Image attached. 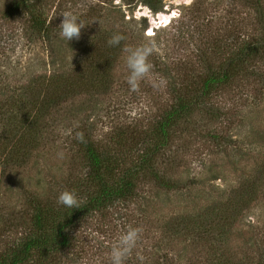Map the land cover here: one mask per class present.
<instances>
[{
  "label": "rangeland",
  "instance_id": "rangeland-1",
  "mask_svg": "<svg viewBox=\"0 0 264 264\" xmlns=\"http://www.w3.org/2000/svg\"><path fill=\"white\" fill-rule=\"evenodd\" d=\"M13 1L0 0V89L5 78L10 91L15 85H26L32 76L43 75L47 81L53 71L51 63L57 62L56 53L62 56L64 76L77 85L80 81L86 89L72 102L81 112L79 120H73L69 129L54 131L55 121H49L41 148L28 163L1 175L0 250L9 245L8 241L13 239L14 243L20 238V233L2 232V228L9 221H28L29 202L63 204L84 179L87 168L74 144V129L87 122L93 140L103 149L118 152L120 142V147H130L131 154L136 152L141 132L151 129L175 105L176 95L195 93L206 75L225 70L229 59L264 26V0H43V19L50 23L52 38L56 37L52 50L29 31L26 16L7 17ZM111 41L119 46L110 52L104 46ZM108 60L111 65L107 69ZM91 66L98 73L90 72ZM249 77H236L230 88L204 102L202 111L191 116L190 125L175 131L174 149L179 150V157L174 169L181 190L155 192L151 183L142 184L138 186V200L90 216L79 229L78 239L86 241L77 264H162L165 260L155 251L158 247L168 256L174 251L173 258L181 264L205 263L206 244L212 242L216 229L221 230L214 219L219 210L203 222L207 224L203 234L188 227L187 234L173 236L167 233V223L196 211V221L202 223L204 214H212L209 206H225L232 201L240 175L264 171V141H259L252 154L261 156L254 165L248 157L244 159L248 164L237 161L232 152L213 157L212 144L202 139L205 132L217 130L232 146L243 151L251 148L252 126L264 128V81ZM93 79L95 83L86 87ZM36 83L27 87L26 95H35L46 85L43 80ZM97 87L96 93L90 94ZM23 92L17 91L14 97L20 103H26ZM19 106L10 100L0 102V120L6 123L3 129L9 134V142L26 132L25 126H19ZM214 106L218 119L210 120L206 113ZM256 107L263 110L252 115L240 113ZM261 132L264 140V130ZM262 187L260 204L247 214L245 227L226 231V244L220 249L225 258L244 259L239 236L248 239L252 231L258 229V234L263 229L264 179ZM260 240L264 241L253 239L261 248L253 249L255 259L264 252ZM57 262L65 261L60 258Z\"/></svg>",
  "mask_w": 264,
  "mask_h": 264
},
{
  "label": "trees",
  "instance_id": "trees-1",
  "mask_svg": "<svg viewBox=\"0 0 264 264\" xmlns=\"http://www.w3.org/2000/svg\"><path fill=\"white\" fill-rule=\"evenodd\" d=\"M42 1L14 0L11 7L7 9L6 15L7 17L26 16L29 31L33 35L40 37L45 43H48L50 49L53 50V42H55L54 38L56 37L52 38L50 23L43 19ZM152 8L155 9V6H152ZM251 38L253 39L246 44L247 46L244 49L229 59L225 70L206 75L200 81L198 91L183 97L176 95L175 105L164 113L151 129L141 132V140L139 143H135L136 152L131 154L130 147L122 148L120 147V142L118 143V152L115 150L110 152L103 149L98 142L93 140V135L87 122L84 127L74 129L76 135L73 141L87 168L84 179L78 187L73 189L71 196H67L64 200L65 202H62L63 204L42 206L41 202L33 200L35 203H28L30 208L28 221L14 224L12 221L5 223L2 232L4 230L7 233L12 231L13 234L18 232L20 233V238L14 243L13 239L8 241L9 245L5 244V248L0 250V264H30L32 262V264H53L54 261L58 264L57 261L60 258L64 259V264H77L78 254L85 252L81 246L86 241V238L81 239V241L78 239L79 229L90 216L103 214L115 207V205L138 200V186L142 184L151 183L156 190L155 192L180 191L181 182L177 176V170L174 169L179 157V150L174 149L175 131L182 125H190L188 121H190L191 116L196 111H202L201 107L204 102L215 94L224 92L228 87L230 88L236 77L250 78L249 76H252L253 79L256 76L259 81H264V73L261 72L262 70L264 71V26L260 34L253 35ZM116 43L111 41L105 44L104 47L109 50L118 48L119 44L115 46ZM56 55L59 67L56 61L51 63L53 71L47 81L44 80L43 75L32 76L26 85H15V91L9 90L10 84L7 83V78L3 82V87L0 89V102L4 100L8 102L10 100L20 105L19 114L21 120L19 126H25L26 132L21 134L17 140L9 142L6 137L9 134H7L8 132L5 133L6 129H3L6 123L2 119L0 120V179L5 171L28 163L32 155L41 148L45 139L44 136L48 130L49 121H55L52 130L54 131L56 128L59 130L61 128L69 129L71 122L79 120L78 117H81L79 108L72 102L86 88L80 81L77 85L72 78L64 76L66 72L63 67L61 68L62 56L59 57L58 53ZM111 58L113 60V56ZM107 63L108 69L111 64L109 60ZM95 69L97 68L91 66L89 71L96 74L98 72ZM37 80H43V83H46L44 88L39 89L35 95H31V92L29 96L26 95V91L29 92L27 87L37 85ZM93 81L94 79L92 81L89 80L86 87L93 85L95 83ZM21 90L24 91L23 94L26 96V99H24L26 103H20L19 99L14 98L17 91ZM97 90L98 87L96 90L91 91L90 94L96 93ZM59 110L62 111L61 116L58 115ZM217 110L215 106L209 108L206 113L208 119H218ZM262 110L256 107V109L244 110V112L240 113L259 114ZM57 116L59 118L57 120L58 124L54 120ZM77 123L81 125V122L78 121ZM257 126H252L253 128H251L253 130L251 132V142L249 143L251 148L248 151H243L242 148L240 149L236 145L232 146L233 144L227 137L218 134L217 130L205 132L202 139L206 144H212L211 147L214 149L213 157L232 152L238 158L237 161L242 162L248 157L251 158V163L255 165V163L259 162L261 156H253L252 154L256 153V146L259 141H264L261 132L264 128L260 130V127ZM52 131L50 132L53 133ZM51 133L49 135H52ZM115 145H117V142L113 144V146ZM123 150L126 152H123ZM244 162L248 164L249 160H244ZM235 172L240 174L241 170L235 169ZM250 173L240 175L239 185L236 191L233 192V199L229 204L218 206L219 203H216V205L209 206L208 208H211L209 211L212 214L203 213L202 223L196 221V218L199 217L197 216L199 211L193 212L194 214L191 215L183 214L184 218L180 219H176L177 217L174 219L173 217L167 223L170 227L167 233L173 236L187 234L189 228L193 227L201 230L200 233L203 234L207 232V224L204 226V223L211 216L213 217L217 209L220 215L214 216V219H216L217 224L220 223L219 227L221 230L216 229L212 242L206 244L208 245L206 249L208 254L204 258V264H264L263 251L259 252L257 259L252 256L254 255V248L261 250L259 244L255 241L253 242V239L254 237L264 239V227L261 231H258V234L255 232L258 229L251 233L249 232L251 236L248 239H242L243 235L239 236L242 244L240 247L245 248V251H241L244 259H227L220 252L222 245L226 244V238L228 237L226 236V231L232 229L235 232V230L245 227L247 214L260 204L259 193L263 188L264 171L259 175L252 173L251 175ZM222 208L223 211H220ZM150 215L153 218L158 217L156 213H150ZM259 233L262 234L260 235ZM259 242L261 244L264 241L260 240ZM79 244L80 246L77 247ZM214 245H217V248H214ZM158 248L155 250L157 254L160 253L166 258H162L165 260L162 264H181V261L173 258L172 253L174 251L169 252L171 254L168 256L163 254V250H158ZM234 257L235 255H233ZM178 258L180 259L179 254Z\"/></svg>",
  "mask_w": 264,
  "mask_h": 264
}]
</instances>
